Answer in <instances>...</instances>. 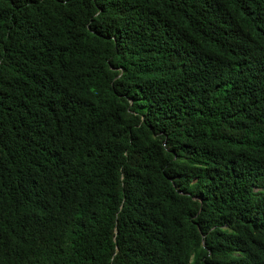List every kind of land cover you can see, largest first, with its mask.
Masks as SVG:
<instances>
[{
	"label": "trees",
	"instance_id": "16d2710c",
	"mask_svg": "<svg viewBox=\"0 0 264 264\" xmlns=\"http://www.w3.org/2000/svg\"><path fill=\"white\" fill-rule=\"evenodd\" d=\"M0 264H264V0H0Z\"/></svg>",
	"mask_w": 264,
	"mask_h": 264
}]
</instances>
